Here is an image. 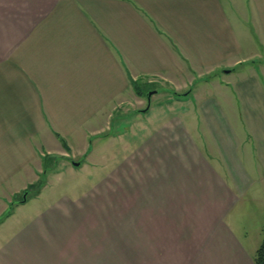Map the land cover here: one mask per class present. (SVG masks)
<instances>
[{
    "label": "crops",
    "instance_id": "1",
    "mask_svg": "<svg viewBox=\"0 0 264 264\" xmlns=\"http://www.w3.org/2000/svg\"><path fill=\"white\" fill-rule=\"evenodd\" d=\"M81 170L83 194L14 201ZM249 202L264 210V0H0V264H81L60 254L98 218L135 252L120 264H254Z\"/></svg>",
    "mask_w": 264,
    "mask_h": 264
},
{
    "label": "rangeland",
    "instance_id": "2",
    "mask_svg": "<svg viewBox=\"0 0 264 264\" xmlns=\"http://www.w3.org/2000/svg\"><path fill=\"white\" fill-rule=\"evenodd\" d=\"M151 90L156 89L154 86H151ZM158 91H160V93L155 91V94L159 93V95H154L151 103L155 101H161L165 98L166 95H171L170 93H166V90L164 88ZM149 92L151 91H148L146 93ZM145 95L146 94L144 93L142 96L144 97ZM151 96L150 98H152ZM46 165L50 166L51 164H49L47 161ZM61 168L64 167H60V165H58L55 169L59 170ZM83 175H86V177H88V172H85L84 170L77 172L75 176L79 180L73 181V178L70 176L69 172L65 171H63V173L58 176L44 175L42 177L40 174L38 180L35 182L43 180L42 187H44L45 183L47 184V193H49L50 190H55L58 193L67 195L71 194L72 192H79L83 194L84 192L92 189V184H90V182L88 181L89 178H86L85 180L82 178ZM24 195L25 191H23L22 194H18L14 198V201L18 202L19 200L23 199ZM31 197L33 196H31L30 194L26 196V198ZM250 203L251 202L245 205L246 209L249 206L250 213L246 211V216H243V219L240 220L239 224L240 226H243L248 232L250 241H258L260 245L264 239V210L261 204L256 202H252L251 204ZM104 223L105 222L103 219L98 218L96 228L82 230V234L75 240V245L72 246L73 252L68 253L69 250L68 246L66 245L64 248V252L60 254V258L80 260L82 262L81 264H89V262L96 264H120L123 259H136L135 252L126 253L127 257H125L124 252L121 251V242L119 235L120 230L117 228L111 230L108 228L106 229L107 224ZM83 231H85L84 234ZM111 231L112 234L110 235Z\"/></svg>",
    "mask_w": 264,
    "mask_h": 264
},
{
    "label": "trees",
    "instance_id": "3",
    "mask_svg": "<svg viewBox=\"0 0 264 264\" xmlns=\"http://www.w3.org/2000/svg\"><path fill=\"white\" fill-rule=\"evenodd\" d=\"M133 85V88L134 90L136 91V94L137 95H140L142 96L144 93L147 94L146 92L148 91H142L139 87H138V84L136 82H133L132 83ZM146 96V95H145ZM45 160V158L43 159ZM47 168V165H46V162L44 164V169ZM45 174V171L44 173L41 174V176L43 177ZM41 177V178H42ZM40 178V179H41ZM42 183H43V180L41 181H38V182H35V183H32L30 184L27 189L25 190V195L27 196L28 194H30L31 196H35L39 193V191L41 190L42 188ZM26 200V199H25ZM13 206V204L10 205L9 209L4 213L2 214V216H0V222L5 218L7 217L9 214H10V210H11V207ZM253 261H254V264H264V239L263 241L261 242V244L259 245L258 249L256 250L255 254H254V257H253Z\"/></svg>",
    "mask_w": 264,
    "mask_h": 264
},
{
    "label": "water",
    "instance_id": "4",
    "mask_svg": "<svg viewBox=\"0 0 264 264\" xmlns=\"http://www.w3.org/2000/svg\"><path fill=\"white\" fill-rule=\"evenodd\" d=\"M152 94H153V91H151V92H149V93L146 94V99H147L148 103H149L150 96H151ZM73 165L78 166L79 163H78V162H74ZM25 199H26V195H24V197H23L22 200L25 201Z\"/></svg>",
    "mask_w": 264,
    "mask_h": 264
}]
</instances>
